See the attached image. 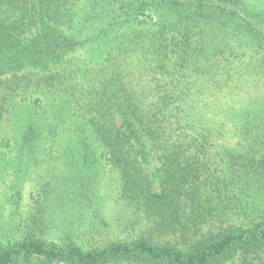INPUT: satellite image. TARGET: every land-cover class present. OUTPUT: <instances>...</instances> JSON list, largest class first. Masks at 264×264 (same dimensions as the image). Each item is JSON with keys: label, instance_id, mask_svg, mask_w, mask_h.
I'll return each instance as SVG.
<instances>
[{"label": "trees", "instance_id": "1", "mask_svg": "<svg viewBox=\"0 0 264 264\" xmlns=\"http://www.w3.org/2000/svg\"><path fill=\"white\" fill-rule=\"evenodd\" d=\"M7 167L0 264H264V0H0Z\"/></svg>", "mask_w": 264, "mask_h": 264}, {"label": "rangeland", "instance_id": "2", "mask_svg": "<svg viewBox=\"0 0 264 264\" xmlns=\"http://www.w3.org/2000/svg\"><path fill=\"white\" fill-rule=\"evenodd\" d=\"M57 165L60 166V164L57 163ZM158 165H156V167H150L147 168V171L151 174V176H154L155 180L157 181V188L160 182L159 177L161 176V174L158 172L157 170ZM60 169H57L53 166L49 167V172L48 169L47 170H43L40 171V173L42 175H45L47 172V176L46 177H50V173H52L50 170L56 171L55 173H59ZM13 171L7 167V169L5 168H1L0 169V212H3L4 208L6 213H9L10 208L9 205L6 204V199H8V196L10 195V191L8 190L10 185H11V181L14 180L13 178ZM156 174V175H155ZM30 194H31V184L28 182V184H25L24 188H23V197H24V202L30 201ZM25 204V203H24ZM24 206V205H23ZM22 206V208H23ZM115 208L114 204H111L109 207V210ZM116 209V208H115ZM114 212V211H113Z\"/></svg>", "mask_w": 264, "mask_h": 264}]
</instances>
